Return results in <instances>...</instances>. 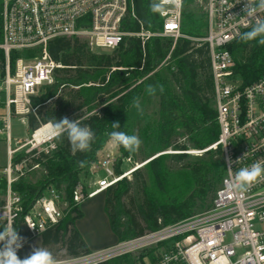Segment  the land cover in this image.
Wrapping results in <instances>:
<instances>
[{
  "label": "trees",
  "instance_id": "1",
  "mask_svg": "<svg viewBox=\"0 0 264 264\" xmlns=\"http://www.w3.org/2000/svg\"><path fill=\"white\" fill-rule=\"evenodd\" d=\"M201 1L206 0L183 1L181 32L189 38H179L176 43L172 38L128 36L114 51H95L87 40L78 37H59L49 42L50 56L64 68L57 71L53 85L41 88L32 98L35 112L27 116L29 130L33 134L41 126L53 125L67 117L79 119L81 126L95 133V139L90 151L74 153L65 133L59 136L57 149L50 154L22 153L14 159V163L27 159L29 167L38 165L42 170L35 183L22 177L12 184L13 192L23 201L24 212L14 222V229L23 241L31 239L24 225L26 213L53 188L70 211L58 225L40 235L42 248L52 256L62 251L64 257L91 253L76 227V221L84 214L80 206H74V192L80 184L87 188L85 182L93 166L99 163V153L106 147L112 131L134 134L146 144L152 143L147 152L139 151L143 159L153 153L173 151L151 160L144 170L135 171L132 181L123 178L106 191L105 212L119 241L184 222L195 217L199 210L212 208L224 178L222 150H208L204 157L195 160L187 153L207 150L220 134L209 46L192 40L205 37L207 32V15ZM154 2L158 3L133 0L135 16L124 20L123 31L160 32L163 18L160 12L151 10ZM3 8L4 2L0 0V44L4 41ZM228 49L235 62L233 74L243 86L264 77V46L239 38ZM19 55H12V66ZM149 85L164 86L163 93L157 87L155 94L159 98V120L153 141L142 133V115L131 107L133 98L140 97L141 102L148 94ZM117 121L120 128L113 129L111 124ZM117 146L123 157L134 154ZM172 165L180 166L185 176ZM115 173L119 175L121 171L115 167ZM134 187L136 205L130 197ZM6 188L7 181L2 175V193ZM126 198L131 200V207L127 206ZM121 263L122 259H118L107 264Z\"/></svg>",
  "mask_w": 264,
  "mask_h": 264
},
{
  "label": "built area",
  "instance_id": "2",
  "mask_svg": "<svg viewBox=\"0 0 264 264\" xmlns=\"http://www.w3.org/2000/svg\"><path fill=\"white\" fill-rule=\"evenodd\" d=\"M183 1L163 5L160 32L127 33L122 24L127 17L135 16L133 0H3L0 79L5 100L1 103L4 113L0 114V134L6 135L8 165L3 172L7 188L0 203V229H14V222L24 212L22 197L13 192L12 184L39 167H29L27 159L18 163L14 159L22 153L36 152L35 156L57 149L59 137L49 134L50 123L12 146V118L19 116L23 120L35 112L32 98L41 88L53 85L57 71L64 68L50 56L49 42L59 37L84 38L92 50L101 51L116 50L128 36L172 38L176 43L179 38H189L181 32ZM243 7V0H206V35L192 39L209 46L220 128L217 142L197 152L221 148L225 167L212 208L99 251L55 258L57 264H107L118 259H122L121 264H264V179H258L245 191L230 187L241 168L256 162L264 164V77L243 86L233 74L235 62L228 49L255 23V17H247ZM258 16L264 18V12ZM14 53L20 55L12 66ZM38 131L41 134L37 136ZM123 160L132 163L130 156ZM117 161L111 154L102 159L104 177L95 188L78 185L74 206L106 192L129 175L130 172L115 173ZM61 204V195L53 188L33 203L24 217L31 238L60 223L70 211L66 203L65 207Z\"/></svg>",
  "mask_w": 264,
  "mask_h": 264
},
{
  "label": "rangeland",
  "instance_id": "3",
  "mask_svg": "<svg viewBox=\"0 0 264 264\" xmlns=\"http://www.w3.org/2000/svg\"><path fill=\"white\" fill-rule=\"evenodd\" d=\"M200 6L206 11V1L200 2ZM84 39V38H81ZM95 51H101V50H95ZM0 114L4 113V107L1 105L2 101L5 100L4 95V85L2 83V80L0 79ZM141 107L143 108V115H142V125L141 130L142 133L146 134L150 140H154V134L157 129L158 120H159V98L156 95H149L146 94L143 99L141 100ZM12 127V146H16L17 141H25L31 137V132L28 127L27 118L21 119L19 116H14L12 118L11 122ZM146 140V137L144 138ZM152 143L149 145L145 143V141H142L141 146L138 150V153L132 154L130 157L132 158V163H126L122 156V154L118 150V146L116 143L112 142L111 139H109L108 143L106 144V147L104 148V152L101 153L99 158V163L93 166L92 173L90 177L85 182L86 187H96V183L98 180H101L102 177H104L103 172L100 169V162L102 161L101 158L105 157L107 154H111V156H114L118 159L116 167L121 171V173L130 172L129 175H126L124 178H127L128 180H133V174L137 170H144L145 165L149 163L151 160L166 154H171L173 151L163 152V153H153L150 155H147L144 159L141 158V152H139L141 149L147 152L149 150V147H151ZM190 156L191 160H195L197 158H202L205 156V153H199L196 150H190ZM102 158V159H103ZM8 165V156H7V142H6V135L0 134V181L1 176L3 175V172ZM172 167L176 168V171L180 172L185 176V172L182 171V168L180 166L172 165ZM42 175V170L38 167L35 170L28 172L25 175V179L29 182H37L38 179ZM104 197L106 198V192L105 194H102L88 202L87 208H86V218L83 219L78 223V227L80 229V232L82 233V236L84 237V240L91 252L102 250L106 247L112 246L115 243L118 242V239L116 235H114L109 221L108 217L104 211ZM130 197H132L134 201V205L137 204V188L134 187L132 192L130 193ZM4 200V193L0 190V203ZM130 199L126 198L125 202L127 206H130ZM209 205V203H208ZM207 205V206H208ZM62 207H65V203L61 204ZM205 212V210H199L198 214H201ZM35 247H41L42 248V239L40 236L36 238H31L30 240L24 241L23 246L19 249L18 257L23 259L27 256H29ZM65 254L64 251L60 252L57 256H53L55 258H61L64 257Z\"/></svg>",
  "mask_w": 264,
  "mask_h": 264
},
{
  "label": "clouds",
  "instance_id": "4",
  "mask_svg": "<svg viewBox=\"0 0 264 264\" xmlns=\"http://www.w3.org/2000/svg\"><path fill=\"white\" fill-rule=\"evenodd\" d=\"M227 3V0H222ZM180 0H161L160 3L154 2L151 5L153 12H160L163 10L164 4L179 5ZM243 13L247 17H255V23L250 26V30L240 34V39L243 42L256 41L259 45L264 46V18L258 16L259 13L264 12V0H243ZM163 93L164 86L149 85L146 92L149 95H155L157 91ZM131 107H134L139 115H143V108L141 107L140 97L133 98ZM113 129H119V122L111 124ZM67 134L68 140L71 144L72 151L75 153L87 152L91 150V144L95 139V133L87 126H81L79 119L69 120L67 117L62 118L51 126L50 135L61 136ZM112 142L122 146L129 153H135L139 150L142 141L137 135H129L122 131H112L110 134ZM84 162H80L83 167ZM258 179H264V164L256 162L250 167L241 168L235 173L234 180L230 187L245 191ZM31 227V226H30ZM23 246V238L19 236L17 231L11 227H4L0 231V264H57L52 254L41 247L33 248L31 254L23 259L19 258L17 251Z\"/></svg>",
  "mask_w": 264,
  "mask_h": 264
},
{
  "label": "crops",
  "instance_id": "5",
  "mask_svg": "<svg viewBox=\"0 0 264 264\" xmlns=\"http://www.w3.org/2000/svg\"><path fill=\"white\" fill-rule=\"evenodd\" d=\"M105 150V149H104ZM104 150L103 151H101L100 153H99V158H100V155H101V153H103L104 152ZM103 158V157H102ZM102 158H101V160H102ZM93 169V168H92ZM88 188H92V187H88ZM102 194H105V192L104 193H102ZM102 194H100V195H102ZM100 195H98V196H100ZM98 196H96V197H98ZM96 197H94V198H96ZM94 198H92V199H94ZM92 199H88L87 201H85L84 203H82L81 205H80V209H81V211L83 212V214H84V216H83V218L82 219H80V220H78V221H76V227H77V229L79 230V232H80V229H79V227H78V223L80 222V221H82L83 219H85L86 218V208H87V205H88V202L90 201V200H92ZM104 211H105V197H104ZM106 213V212H105ZM107 215V214H106ZM108 217V216H107ZM108 221H109V218H108ZM110 224V223H109ZM80 234L82 235V233L80 232ZM115 235V234H114ZM83 237V236H82ZM118 238V237H117ZM83 239H84V237H83ZM85 241V240H84ZM118 241H119V239H118ZM86 243V242H85Z\"/></svg>",
  "mask_w": 264,
  "mask_h": 264
},
{
  "label": "bare ground",
  "instance_id": "6",
  "mask_svg": "<svg viewBox=\"0 0 264 264\" xmlns=\"http://www.w3.org/2000/svg\"><path fill=\"white\" fill-rule=\"evenodd\" d=\"M40 134H41V131H38V132H37V136L40 135ZM100 194H102V193H100ZM100 194H99V195H100Z\"/></svg>",
  "mask_w": 264,
  "mask_h": 264
},
{
  "label": "snow or ice",
  "instance_id": "7",
  "mask_svg": "<svg viewBox=\"0 0 264 264\" xmlns=\"http://www.w3.org/2000/svg\"><path fill=\"white\" fill-rule=\"evenodd\" d=\"M170 27H174V26H170Z\"/></svg>",
  "mask_w": 264,
  "mask_h": 264
}]
</instances>
